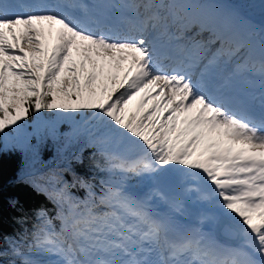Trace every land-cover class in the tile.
Masks as SVG:
<instances>
[{"label":"snow or ice","instance_id":"snow-or-ice-1","mask_svg":"<svg viewBox=\"0 0 264 264\" xmlns=\"http://www.w3.org/2000/svg\"><path fill=\"white\" fill-rule=\"evenodd\" d=\"M113 7L65 3L20 12L15 0H0V134L42 111L80 115L104 160L96 167L109 174L99 194L77 178L88 189L83 201L64 184L57 204L68 208L57 213L59 230L41 211L28 250L56 255L54 264H264V92L257 109L254 97L215 73L222 58L240 51L224 46L238 13L170 12L176 32L161 44L153 33L164 21L168 34L159 11L167 5L122 6L132 13L123 28ZM259 74L264 88V56ZM174 169L210 186L242 238L239 247L198 229L170 238L167 222L124 187L129 174L168 177ZM26 239L9 241L13 255L24 256ZM23 264L41 262L24 256Z\"/></svg>","mask_w":264,"mask_h":264},{"label":"trees","instance_id":"trees-1","mask_svg":"<svg viewBox=\"0 0 264 264\" xmlns=\"http://www.w3.org/2000/svg\"><path fill=\"white\" fill-rule=\"evenodd\" d=\"M198 1L205 5L209 0ZM227 1L238 4L244 14L259 15L264 20V0ZM174 13L180 16L185 14L182 8L175 9ZM253 31L258 30L253 28ZM231 43L237 46L240 44L238 34L235 40L231 39ZM41 113L47 123L40 133L33 132L22 142L15 128L7 129L6 134H0V264H23L24 256L38 260L41 264H54L57 256L30 252L26 246L33 243L31 233L39 222L38 214L46 212L59 230L60 219L57 218V213L61 207L65 210L68 208V205L57 204L64 184L69 185L67 191L72 197L83 201L87 198L88 189L75 183L77 178L93 185L92 191L99 194L100 181L107 179L109 175L96 167L97 163L103 165L104 160L97 149L89 145L83 131L84 123L81 128H74L75 123L81 119L80 115L68 116L50 111ZM85 115L90 117L91 114ZM35 118V114L30 115L25 121L19 122V125L31 130ZM148 177L154 178L129 174L124 180V187L136 198L147 197L153 206L156 205L154 198L157 194L149 193L150 190L142 185ZM159 177L161 176L155 178ZM57 178L63 183H57ZM115 179H119V176ZM172 180L171 177L169 182ZM147 182L151 183L150 180ZM186 184H176L175 190L185 188ZM150 213L156 216L154 210H150ZM24 237H27L21 248L24 256L13 255L9 241H20Z\"/></svg>","mask_w":264,"mask_h":264},{"label":"rangeland","instance_id":"rangeland-1","mask_svg":"<svg viewBox=\"0 0 264 264\" xmlns=\"http://www.w3.org/2000/svg\"><path fill=\"white\" fill-rule=\"evenodd\" d=\"M106 4H112L114 0H102ZM122 5H130V4H139L143 3L144 0H119ZM158 2L163 3L167 5V7L161 8L160 14L162 16L168 17L167 23L169 25V31L168 34H165V29L163 27L164 21L161 22V26L157 28V30L153 33V35L157 36L159 38V43L167 44L169 42V35L176 32V27L173 26V20L171 19L170 12H172L174 9H179L180 5H183L182 9H184V12L193 11L196 10L193 7L189 6H198L200 10H217V11H223L227 12L229 10L235 11L238 13V15L232 17L230 21H233L232 24V31L226 33L228 37V42L224 45L225 48L232 47L235 48L237 45L231 43V39L235 40L236 35H239V41L240 38L243 36L245 37L244 42L238 45L240 47V51L237 55H235L232 58L224 57L219 62L218 66L215 69L216 76L219 80L225 78L227 72L229 70L233 71V67L238 64L240 61L243 60V65L248 66V64H254L256 62H260L261 57L264 56V47H262L264 42V31L261 36L259 37V40L252 39L253 36L250 30L251 26V19L246 20L242 17V15L234 8V4L226 1V0H209L207 4L202 5L197 2V0H169L167 2H164V0H158ZM125 7L121 6V9L118 13V18L114 20L115 23H119V16L120 13L123 12ZM131 10L129 9L128 15H131ZM260 17L259 15H257ZM256 18V17H254ZM255 20V19H254ZM260 21V24L258 25L259 29L262 30L264 28V25L262 24L264 20H258L256 19V22ZM123 23V26L125 25L124 21H121ZM121 25V24H120ZM207 35V34H205ZM166 39V40H165ZM260 40H262L260 42ZM182 42V41H181ZM173 43H177L176 41H173ZM254 47L253 51H256V59H251L248 53L246 52V47ZM221 44L217 42L215 45H212L213 51L217 48H220ZM256 69V68H254ZM252 66H249L247 70H249L246 74L249 77L254 78L255 77V70ZM259 71V70H258ZM261 81V77L259 75L258 79H255V82L258 83ZM260 91V89H257V93ZM43 116L39 115L36 122L33 123V127L29 132L27 133L28 136H30L33 132L40 133L41 129L43 127ZM77 123H75L74 128L79 129L82 126H79ZM25 133V134H26ZM20 141H23L24 134L19 135ZM172 177V181L169 182V179ZM151 181V183L147 184V181ZM176 184H182L183 182H186L187 184L184 186L185 188H177L175 190V183ZM174 183V184H173ZM147 190H150L149 193H155L157 194L156 199V205L150 204L147 197H140L146 198V209L150 212V210H154L156 213V217L161 218L165 220L169 226V237L171 236V231L173 233H183L189 229L196 228L197 225H201V227H197V229L205 234L206 236L213 239L217 244H222L218 242L214 236V226L215 223L219 217L220 214H223V210L219 207V204L214 205L213 202L217 201L215 199L211 192H210V186L204 184L203 181H200L198 183H193L190 181L184 173L179 169H174L173 172L168 177H159V178H153L150 179L145 178L144 182L142 184ZM151 185V186H149ZM188 185V186H187ZM180 186V185H179ZM199 190H196V189ZM205 197H208L205 199ZM156 206V207H155ZM161 215V216H160ZM223 245V244H222ZM226 247H233L224 245ZM56 256V255H55ZM155 256V253H152L149 255V259ZM60 258L57 257L56 261Z\"/></svg>","mask_w":264,"mask_h":264},{"label":"bare ground","instance_id":"bare-ground-1","mask_svg":"<svg viewBox=\"0 0 264 264\" xmlns=\"http://www.w3.org/2000/svg\"><path fill=\"white\" fill-rule=\"evenodd\" d=\"M131 13V12H130ZM132 18V14L128 15V14H121L120 19L121 21H124V23L126 24L127 20ZM166 40V39H165ZM164 44V43H162ZM255 64V77H249L246 74V70L247 68H249V66H252L253 64H248V66L243 65V60L240 61L238 64H236L233 67V71L235 73H237L238 78L240 79V83L242 84V86L240 84H238L239 88L237 89V91H239L241 94L247 95L249 98L254 97V99L252 100V103L255 105V107L257 109H259L260 106V98L261 95L257 94V89H260L261 92H264V88H262V81L256 83L255 79L259 78V67H260V62H256ZM230 85V82H227ZM233 87H235V85H233ZM244 87V89L242 88ZM222 245V244H220ZM227 245V244H226ZM224 246V244H223ZM228 246H233V247H238V246H234V245H228ZM226 247V246H225ZM156 255L154 256V259H156Z\"/></svg>","mask_w":264,"mask_h":264},{"label":"water","instance_id":"water-1","mask_svg":"<svg viewBox=\"0 0 264 264\" xmlns=\"http://www.w3.org/2000/svg\"><path fill=\"white\" fill-rule=\"evenodd\" d=\"M214 235L218 242L240 246L243 241L233 223L226 214H221L214 226Z\"/></svg>","mask_w":264,"mask_h":264}]
</instances>
